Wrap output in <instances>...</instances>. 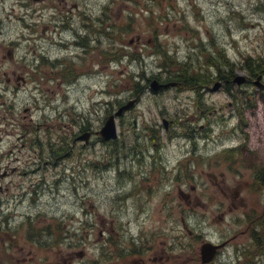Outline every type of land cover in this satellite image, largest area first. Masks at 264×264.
<instances>
[{"label":"rangeland","instance_id":"obj_1","mask_svg":"<svg viewBox=\"0 0 264 264\" xmlns=\"http://www.w3.org/2000/svg\"><path fill=\"white\" fill-rule=\"evenodd\" d=\"M243 56L264 59V0H0V264H199L200 237L261 264L264 72Z\"/></svg>","mask_w":264,"mask_h":264},{"label":"flooded vegetation","instance_id":"obj_2","mask_svg":"<svg viewBox=\"0 0 264 264\" xmlns=\"http://www.w3.org/2000/svg\"><path fill=\"white\" fill-rule=\"evenodd\" d=\"M39 1H41V0H39ZM32 10V9H31ZM69 12H71V11H69ZM73 13V12H72ZM31 14H32V11H31ZM71 15V14H70ZM157 36H158V34H156ZM82 34H77V36L75 37L74 36V43L76 44V45H78L79 47H81V48H83V49H85V47H84V42L82 41ZM138 39L139 38H136V40L138 41ZM60 44H62V45H65L66 46V44H67V42H59ZM154 43V45H156V42L154 41L153 42ZM157 45L158 46H160V44L157 42ZM11 76H8V74ZM92 72L91 71H86V72H84V71H81V73H80V75H90ZM69 75H71L72 77L74 76L75 78H76V74H72V73H70V74H68L67 73V76H69ZM3 76L5 77V81L7 82V83H10V82H12V81H14V82H18V80H23V82H25V78L23 77V76H18V75H16V69L15 70H11V71H8L7 72V70H4L3 71ZM74 77H73V79H74ZM156 78V77H155ZM31 79H32V74H31ZM158 81H160V83H167V82H170V81H173L172 79H170L169 78V76H165L164 78H162V77H157L156 78ZM163 89L164 88H167V87H162ZM88 126V125H87ZM84 129H88V127H86L85 125L84 126H82L81 128H80V133H81V131H83ZM2 138L0 137V147H2ZM0 158H3V156H0ZM4 159V158H3ZM0 162H1V160H0ZM14 169L15 168H11L9 165H6V167H0V192H2L3 190H9V185L11 184V181H9L7 184H6V187H4V185H3V183L5 182L4 180L5 179H7L8 177H10V175L12 174V172H14ZM2 180V181H1ZM3 182V183H2ZM191 231V230H190ZM108 238V241L110 240V239H112V236H109V237H107ZM194 238V237H193ZM199 243H200V246H201V244L203 243V242H208V243H210V244H212V245H215V246H219L217 249H216V252H215V254L213 255V257L211 258V260H209L208 262H202V259H201V254H200V247H199V264H218V263H220V264H223L222 263V259H221V254L223 253V249H222V247L224 246V242H221L220 240H218V239H215V240H211V239H209V238H203V237H200L199 239ZM123 251L124 250H122L121 251V253H123ZM257 251V254H258V256L259 257H261L262 259H263V261L261 262V264H264V243H263V246H262V248H261V251H259V250H256ZM126 253H131V252H127L126 251ZM83 254H84V251H79L78 252V255H80L81 257H83ZM103 255H105L106 257L108 256L105 252H104V254ZM126 256H128L127 254H126ZM127 258V257H126ZM111 259V258H110ZM158 260H163L164 259V256H159L158 258H157ZM165 259L166 260H168L169 259V257L168 256H166L165 257ZM162 262V261H161Z\"/></svg>","mask_w":264,"mask_h":264},{"label":"water","instance_id":"obj_3","mask_svg":"<svg viewBox=\"0 0 264 264\" xmlns=\"http://www.w3.org/2000/svg\"><path fill=\"white\" fill-rule=\"evenodd\" d=\"M263 78L262 74H259L256 76V78L253 80V84L256 85V87L260 90H264V84L262 83L261 79ZM246 77L243 75H237L234 77L232 82L236 84H243L246 81ZM157 79H153L150 82L151 89L153 91H158L159 88L161 87H169V86H175L176 82H167V83H159L157 82ZM219 83L216 82L213 86V89H216L218 87ZM133 100H130L127 104L120 106L118 110H116L114 113L108 115L101 126L99 130V134L102 137L103 140H110L116 136V123H115V118L120 116L122 113L123 109H127L131 106ZM90 133L84 132L83 136H79V138H84V140H87L89 137ZM219 246L212 245L210 243H203L200 248V254H201V259L202 262H208L211 260L213 255L216 252V249Z\"/></svg>","mask_w":264,"mask_h":264},{"label":"trees","instance_id":"obj_4","mask_svg":"<svg viewBox=\"0 0 264 264\" xmlns=\"http://www.w3.org/2000/svg\"><path fill=\"white\" fill-rule=\"evenodd\" d=\"M221 60H222V63L220 65H222L223 67H221L220 65H218L216 63H212L211 62L212 66H215L218 69L217 72L220 73V75H221L220 77H223L224 79H228V77H231L232 74H233L232 73V69L235 67V64L233 62H231L228 58H226L223 54L221 55ZM242 60H243V63L245 65V69L248 72V76H249L250 79L255 77L258 73H263L264 72V59L262 57L261 58L260 57L259 58H253L252 56H243ZM224 68L225 69L229 68L230 70L229 71L226 70V72H223V71H225V70H223ZM186 73H188V72H186ZM62 75L64 77L68 78L66 73L62 74ZM172 76H174V79L177 78V77H181V76H179V73L178 74H172ZM199 79H201V78H199L196 75L186 74V76H184L182 78V82L184 84L188 85V86L193 87L196 84H198ZM140 90H141V88L135 89L136 92H139ZM231 92L229 90V93H231ZM243 92L245 93L246 90H244ZM235 97H236V95L234 96V98ZM236 102L237 101L235 100V103ZM263 174H264V172H263ZM258 180L260 182L264 183V175H258ZM263 235H264V233L261 234V236H263ZM261 236H260V234L258 235V237H261ZM107 258L109 259L110 257L107 256Z\"/></svg>","mask_w":264,"mask_h":264},{"label":"bare ground","instance_id":"obj_5","mask_svg":"<svg viewBox=\"0 0 264 264\" xmlns=\"http://www.w3.org/2000/svg\"><path fill=\"white\" fill-rule=\"evenodd\" d=\"M150 81V80H149ZM106 141H108V140H106Z\"/></svg>","mask_w":264,"mask_h":264}]
</instances>
